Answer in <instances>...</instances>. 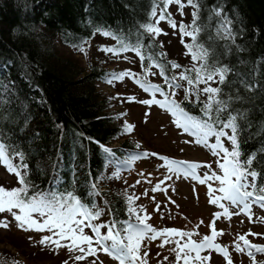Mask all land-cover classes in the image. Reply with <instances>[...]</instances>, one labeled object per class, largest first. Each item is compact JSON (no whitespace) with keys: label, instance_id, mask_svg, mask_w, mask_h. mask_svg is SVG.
<instances>
[{"label":"trees","instance_id":"1","mask_svg":"<svg viewBox=\"0 0 264 264\" xmlns=\"http://www.w3.org/2000/svg\"><path fill=\"white\" fill-rule=\"evenodd\" d=\"M157 3L158 0H0V137L10 148L23 153L31 191L73 192L84 203L104 209L94 223L129 218L127 193L118 186V180L134 169L136 161L146 157L111 110V96L99 89V83L110 79L111 70L93 58L84 63L78 55H87L90 42L98 40L119 49L116 38L103 34L109 32L130 45L139 36L146 54L166 53L161 63L169 75L182 69H171L166 61L192 67L189 55H179L187 61L177 58L174 55L178 53L159 47L160 41L139 28L154 22L150 13ZM196 3L197 23L202 26L198 42L210 50L208 63L230 69L224 83L214 87L221 89V98L233 97L229 111L245 113L237 121L241 160L255 155L251 168L261 174L257 185L264 184V0ZM217 9L220 16L215 14ZM193 11L192 8L191 14L184 16V24L192 22ZM222 18L230 21L231 37L221 26ZM141 63L144 69L148 61ZM246 84L254 87L249 90ZM160 85L169 93L165 82ZM236 96L241 99L236 100ZM176 101L189 115L206 119L205 94L201 93L198 101L186 98V94ZM226 116L227 113L219 114L220 119ZM104 148L111 149L115 156H109ZM132 155L140 158L122 163ZM14 178L15 186H19L15 175ZM93 183L99 195L92 192ZM150 217L147 223L155 227ZM256 255L264 259V254ZM13 262L23 264L13 253L0 252V264Z\"/></svg>","mask_w":264,"mask_h":264},{"label":"snow or ice","instance_id":"2","mask_svg":"<svg viewBox=\"0 0 264 264\" xmlns=\"http://www.w3.org/2000/svg\"><path fill=\"white\" fill-rule=\"evenodd\" d=\"M172 4L178 6L181 15H183L186 6H191L194 9L192 22L190 24H184L183 22L177 24L172 14L167 11ZM157 8H159V14H157ZM197 8L196 0H158L150 13V20L154 22L139 25V28L143 29L153 40L161 34H167L159 27L161 21L167 22L172 29L179 31L182 43L186 48V55L191 57L193 65L190 68H183L174 61H166L171 69H182L178 75H169L164 71L165 65L161 63V60H166V53L161 51L146 54L143 51L145 45L141 42L139 36L136 38V42L130 45L124 39L116 37L115 34L104 32V35H111L116 38L120 42V48H104L102 50L113 55H120L122 52L129 50L136 52L142 62L148 61L143 69L145 75L155 76L156 73L152 72L151 69L153 67L158 68L160 70L159 75L163 77L165 85L172 90V96L175 95V89L183 87L179 81H185L188 85L184 89L186 98L195 97V100L198 101L200 94H205L206 101L203 104V112L206 119H199L189 115L176 100L171 99L170 94L165 92L161 85L147 80L141 81L137 79V74L131 71L109 74L111 79L122 80L126 76L135 79L145 92H150L152 95L151 99L140 101V103L146 105L156 104L165 108L175 117L177 127L183 128L185 132H191L192 135L197 137V144H204L209 147L212 154L218 157L216 160L217 170H211V164L177 161L160 157V159L166 161L168 171L185 177L190 176L198 180L200 184H206L208 181L218 182V187L208 184L209 202L223 209V215L229 219L232 215H240L243 212L251 221L252 204L264 208V184L257 185V179L261 174L251 168L255 155L249 154L241 160L238 140L240 128L237 121L238 117L244 118L245 113H234V110L229 111V105L233 97L221 98V89L209 85V82L223 84L230 69L227 66L208 63L210 50L198 42L202 26L197 23L199 19ZM215 14L220 16L221 11L217 9ZM221 26L227 32L228 37H231L230 21L222 18ZM184 37H187L188 40L185 41ZM159 47L162 48L163 45L161 44ZM81 51H83V48H81ZM111 79L108 80L109 83H111ZM201 84L209 86L201 88ZM245 87L250 90L254 85L246 84ZM157 93L164 96V99H156ZM132 99L135 98H129V100ZM235 99L240 100L241 97L236 96ZM220 113H227L226 118L220 119ZM134 127V125L126 124L124 131L131 132ZM226 129L230 130L231 134ZM211 137H215V141L209 144V138ZM222 138L227 139L230 147H225ZM136 146L139 147V144ZM103 150L109 156H115L111 149L104 148ZM148 155L149 153H143L145 157ZM151 155L158 154L152 153ZM17 158H19V161H17ZM139 158V155H132L122 163L129 164ZM22 161L23 153L10 148L0 137V163L4 164L10 174L17 177V184L19 185L13 188L0 185V213L7 212L11 214L17 222V227L23 230L51 233V235L43 236L39 243L42 245H55L57 248L65 247L70 253H79L74 255V261L86 260L89 256H95L98 251H103L117 260L118 264H148L145 241L161 239L158 247H164L168 244L174 245L169 249L175 256L171 264H181V262L182 264H194V262L205 264L206 261H210V252L213 250L225 257L226 264H233L228 246L216 243L217 236L224 233L223 230L217 231L215 219L209 224L210 234L204 235L200 240H194L193 236H198V232L175 228L157 229L147 223V220L151 217L147 214L146 209L142 205L138 208L132 206L133 202L139 197L128 195L126 197L128 205L126 210L129 218L123 221L113 219L109 223H94V221L100 219L104 209L84 203L73 192L31 191L30 182L26 178L27 165ZM201 167L209 169L210 173L205 172L202 177L197 175L196 170ZM167 179H172V176H168ZM147 182L151 183L150 180ZM137 183H140V181H137ZM160 183H157L152 191L161 190L166 192L167 189L160 188ZM31 188H34V186H31ZM91 188L95 195L100 194L96 190L95 183L91 185ZM144 195L146 196L147 192ZM153 199L155 198L153 197ZM222 201L240 211L230 212ZM104 204L107 206L108 202L104 201ZM159 209L160 206L157 205L156 211H159ZM220 215L221 213H214L216 218H219ZM260 219L264 220V218ZM8 223L6 218L0 219V227L7 228ZM85 229L90 230L91 234H88ZM102 229H106V232L102 233ZM250 235L259 236L264 234L252 232L240 234L233 241L232 247L236 252H245V249H247L246 254L252 259L253 264H257L255 255L257 253L264 254V245L252 244L247 239ZM175 237L179 239H175ZM61 241H68L69 243L61 244ZM142 248L145 249L143 254H141ZM202 252H209V255L202 256ZM164 259L168 260V257H164ZM13 264H18V262H13ZM64 264H68V261H65ZM92 264H96V261L93 260ZM260 264H264V262H260Z\"/></svg>","mask_w":264,"mask_h":264},{"label":"rangeland","instance_id":"3","mask_svg":"<svg viewBox=\"0 0 264 264\" xmlns=\"http://www.w3.org/2000/svg\"><path fill=\"white\" fill-rule=\"evenodd\" d=\"M169 13L172 14L177 24L185 21V17L191 14L192 7L186 6L183 10V15L178 11V6L172 4L168 7ZM159 12V9L157 13ZM185 16V17H184ZM159 27L163 29L166 35L161 34L156 39L160 41L166 51L172 50L181 58L186 56V48L182 47V37L178 30L172 29L167 22L161 21ZM185 41L187 37L183 38ZM110 44V43H109ZM87 55L79 54L83 62L86 63L89 59L99 60L102 65L111 70V73H120L131 71L137 74V79L150 81L154 84L164 83V79L159 75V70L152 68L151 71L156 75H145L141 65L139 56L134 51H124L120 55H113L110 52H105L102 49L110 48L102 41L90 42ZM172 53V52H171ZM181 55V56H179ZM179 70L176 75L179 74ZM111 79V77H110ZM183 87L175 89V95L169 94L171 99L182 100L184 98L185 81H179ZM215 82H209L211 87H214ZM209 85L201 84L200 87ZM99 89L102 93L111 96V110L119 116L123 124L134 125V129L129 132L128 137L140 144L142 155L149 153L145 160L135 162L134 169L130 173L124 174L119 178L118 186L123 187L128 195L138 196L139 199L133 202V207L143 206L147 213L152 216L155 228H175L178 230L198 232L199 235H194V240H200L204 235L210 234L209 224L215 219V227L217 231L223 230V235L216 238V243L222 246H228V252L231 255L233 264H253L252 259L245 252H236L232 247L233 241L240 234L248 232L264 234V208L256 204H252L251 212L252 219L241 212L240 215H232L229 219L223 215V209L209 202L210 196L208 192V184L213 187H218V182L208 181L206 184H200L198 180L185 177L178 173L168 171L166 161L160 157H167L171 160L198 162L201 164H211V170H217V156L212 154L209 147L204 144H197V137L191 132H185L183 128L177 127L175 117L169 111L159 105H146L140 101L152 98L150 92H145L135 79L125 77L122 80L111 79V83H99ZM130 97L135 99L129 100ZM156 99L163 100L164 96L156 94ZM230 133V130H227ZM224 140L225 147H230L226 138ZM215 141V137L209 138V144ZM119 144L116 143L115 145ZM152 153L158 155H151ZM197 175L203 176L205 172L210 170L201 167L196 170ZM151 174V175H149ZM172 176V179H167ZM151 181L148 183L147 181ZM140 181V183H137ZM164 181L163 183H160ZM160 183L161 189L167 191H152L153 187ZM0 185L6 188L18 187L15 186V178L10 174L3 163H0ZM134 186V187H133ZM147 192L145 196L144 193ZM217 195L219 193H216ZM153 197L155 199H153ZM174 201V203H173ZM225 203L230 212L240 211ZM157 205L160 206L159 211H156ZM214 213H221L219 218L214 216ZM8 220V227H0V252L7 251L13 253L23 264H89V260L94 258L97 264H118V261L104 253L98 251L95 256H89L83 261H74V255L79 253H70L67 248H57L55 245H42L39 243L45 235H51L48 232H36L23 230L17 227V222L12 218L11 214L5 212L0 213V219ZM203 221V223H201ZM198 226V227H197ZM31 237V239H29ZM175 239H179L175 237ZM187 239V238H185ZM247 239L252 243H264V235H250ZM183 243V241H181ZM68 241H61V244H67ZM147 244L148 264H171L174 261V253L169 249L174 247L173 244H168L164 247H158L161 239L156 241H145ZM242 243V242H241ZM145 249H141V254ZM201 255H209V252H202ZM164 257H168L165 260ZM257 264L264 261L261 257L255 255ZM92 264V263H91ZM182 264V262H181ZM198 264V262H194ZM205 264H226L225 257L217 252H210V261Z\"/></svg>","mask_w":264,"mask_h":264}]
</instances>
